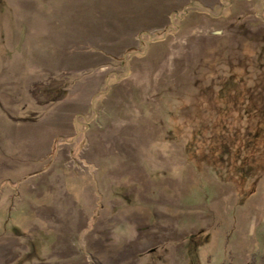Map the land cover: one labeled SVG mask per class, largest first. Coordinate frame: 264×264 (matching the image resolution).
I'll return each instance as SVG.
<instances>
[{"label": "rangeland", "instance_id": "374dc122", "mask_svg": "<svg viewBox=\"0 0 264 264\" xmlns=\"http://www.w3.org/2000/svg\"><path fill=\"white\" fill-rule=\"evenodd\" d=\"M185 255L264 264V0H0V264Z\"/></svg>", "mask_w": 264, "mask_h": 264}, {"label": "crops", "instance_id": "0c3cea01", "mask_svg": "<svg viewBox=\"0 0 264 264\" xmlns=\"http://www.w3.org/2000/svg\"><path fill=\"white\" fill-rule=\"evenodd\" d=\"M35 2H37V1H35ZM35 4V3H34ZM52 8V7H51ZM151 236H154V235H152V234H150V233H148V234H144L143 235V237H144V239H143V241L142 242H140V243H137V245L135 244V249L137 250V251H143L144 249H146L147 247H149V246H154V245H156V244H159V241L161 240H159L158 242L156 241V239H159L158 238V236L157 237H151ZM196 236V235H195ZM194 236V237H195ZM175 238V237H174ZM163 240H165V241H171V240H173L172 242L173 243H175V241H177V239L175 240V239H172V238H168V239H166V238H163ZM180 243V242H179ZM123 248V247H122ZM123 250V249H122ZM119 254H121L122 256H124L123 254H124V252L122 251L121 253L119 252ZM184 259H185V264H187L186 263V255L184 256ZM179 264H182L181 262H178Z\"/></svg>", "mask_w": 264, "mask_h": 264}]
</instances>
